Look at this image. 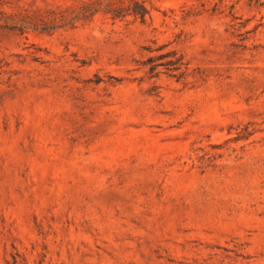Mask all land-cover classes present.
Returning a JSON list of instances; mask_svg holds the SVG:
<instances>
[{
    "label": "rangeland",
    "instance_id": "obj_1",
    "mask_svg": "<svg viewBox=\"0 0 264 264\" xmlns=\"http://www.w3.org/2000/svg\"><path fill=\"white\" fill-rule=\"evenodd\" d=\"M0 264H264V0H0Z\"/></svg>",
    "mask_w": 264,
    "mask_h": 264
},
{
    "label": "trees",
    "instance_id": "obj_2",
    "mask_svg": "<svg viewBox=\"0 0 264 264\" xmlns=\"http://www.w3.org/2000/svg\"><path fill=\"white\" fill-rule=\"evenodd\" d=\"M172 54H175L174 52H172ZM171 64H174V62H171Z\"/></svg>",
    "mask_w": 264,
    "mask_h": 264
}]
</instances>
